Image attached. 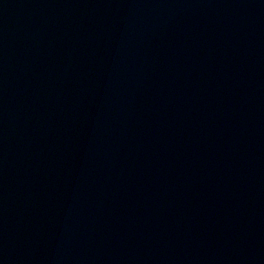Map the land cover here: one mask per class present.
Returning <instances> with one entry per match:
<instances>
[{"label": "water", "instance_id": "1", "mask_svg": "<svg viewBox=\"0 0 264 264\" xmlns=\"http://www.w3.org/2000/svg\"><path fill=\"white\" fill-rule=\"evenodd\" d=\"M0 264H264V0H0Z\"/></svg>", "mask_w": 264, "mask_h": 264}]
</instances>
